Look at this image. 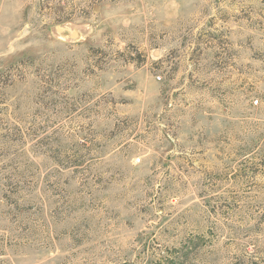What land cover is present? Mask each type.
Returning a JSON list of instances; mask_svg holds the SVG:
<instances>
[{
  "label": "rangeland",
  "instance_id": "rangeland-1",
  "mask_svg": "<svg viewBox=\"0 0 264 264\" xmlns=\"http://www.w3.org/2000/svg\"><path fill=\"white\" fill-rule=\"evenodd\" d=\"M0 264H264V0H0Z\"/></svg>",
  "mask_w": 264,
  "mask_h": 264
},
{
  "label": "built area",
  "instance_id": "built-area-1",
  "mask_svg": "<svg viewBox=\"0 0 264 264\" xmlns=\"http://www.w3.org/2000/svg\"><path fill=\"white\" fill-rule=\"evenodd\" d=\"M255 102H257V101H255Z\"/></svg>",
  "mask_w": 264,
  "mask_h": 264
},
{
  "label": "trees",
  "instance_id": "trees-1",
  "mask_svg": "<svg viewBox=\"0 0 264 264\" xmlns=\"http://www.w3.org/2000/svg\"><path fill=\"white\" fill-rule=\"evenodd\" d=\"M257 101V100H256ZM257 103V102H256Z\"/></svg>",
  "mask_w": 264,
  "mask_h": 264
}]
</instances>
